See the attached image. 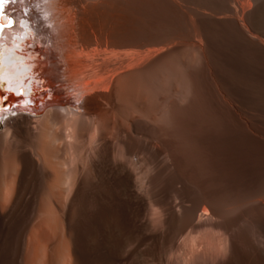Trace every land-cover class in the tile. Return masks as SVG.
<instances>
[{
    "label": "rangeland",
    "instance_id": "1",
    "mask_svg": "<svg viewBox=\"0 0 264 264\" xmlns=\"http://www.w3.org/2000/svg\"><path fill=\"white\" fill-rule=\"evenodd\" d=\"M175 1L182 9L170 0H135L138 30L162 36L177 47L166 59L155 64L158 67L154 65L148 70V99L133 98L128 102L120 97L116 99L113 116L104 123L107 126L104 128L102 122L98 126L102 135L105 134L106 144L100 140L89 142L85 138L91 128V116L82 111L68 115L71 118L66 115V119L76 121L77 117L79 121L73 122L78 125H74V132L69 137L65 136L64 120L54 110L47 114V120L43 118L41 125L38 124L40 120L33 121L30 132L22 128L10 133L3 123L0 125V264H112L108 255L99 253L87 258L83 252L86 240L98 247L105 240L118 244L132 239L129 222L138 203L131 200L125 178L112 173L106 156L118 142L114 141L117 137L112 132V124L126 128V120L134 116L133 113L149 124L152 143L157 142L168 151L175 174L188 177L196 192L217 207L236 210L264 192V55L247 45L234 27L223 20L227 6L234 4L248 9L251 5L244 24L252 32H264V0H238L237 3L235 0H216L215 3ZM191 19L203 28L210 52L209 65L218 76L216 83L210 79L209 66L198 49L177 38V34L190 29ZM40 83L38 80L34 88L31 106L34 108L29 112L32 116L42 114L40 108L45 100H49L48 88ZM219 90L226 92L228 103L221 100ZM141 103L144 110L139 112L136 107ZM71 105L76 106L75 100ZM75 134H83L82 143L87 139L86 150L91 146L89 150L98 148L99 154L94 153L96 159L89 156L94 150L92 153L85 151L80 137L75 138ZM111 135L112 140L107 139ZM77 137L79 140H75ZM22 151L32 152L33 160L40 161L37 169L32 170L27 165L23 172ZM133 153L132 158L139 159L136 161L138 166L144 162L143 165L140 163L143 167H138L134 161L135 171L142 172L137 175L138 179H143L151 172L152 164L163 158V155L156 157L143 150ZM137 154L141 156L137 158ZM70 185L74 189L72 186L70 189ZM19 196L22 199L18 201L16 211L7 217ZM65 197L69 199L65 200Z\"/></svg>",
    "mask_w": 264,
    "mask_h": 264
},
{
    "label": "bare ground",
    "instance_id": "2",
    "mask_svg": "<svg viewBox=\"0 0 264 264\" xmlns=\"http://www.w3.org/2000/svg\"><path fill=\"white\" fill-rule=\"evenodd\" d=\"M170 1L182 9L175 0ZM207 1L215 3L216 0ZM236 1L238 0L234 2ZM231 5L226 7L223 20L234 27L247 45L264 55V32H252L247 28L248 25L244 24L251 5L247 6L248 9ZM13 8L14 18H21L20 26L5 28L0 33V84L3 85L2 81H5L9 86L16 88L24 78L34 75L41 82V86L48 88L49 100H45L41 106L42 114L32 116L29 112L34 107L25 105V100L21 96H9L12 105L15 106L14 109L26 110L25 113L9 115L3 120V126L9 129L10 133H16L22 128L29 131L33 121L40 120L38 122L40 124L43 118L52 112L50 110H54L64 120L62 121L65 136L69 137L74 132V125L76 124V127L78 125L73 123L78 121L77 117L76 121H72L70 116L82 111L91 116V128L87 130L85 138L89 142L100 140L106 144V137L103 136L105 134L102 135L98 126H101L99 125L101 122L104 128L107 126L106 124L104 126V123L111 118L110 115L113 116L116 99L120 97L119 99L127 102L133 98L148 99L150 97L148 70L162 59H166L177 47L176 43H170L162 36L154 35L148 30H138L135 0H17ZM177 38L198 49L204 63L209 66L210 79L216 83L218 76L209 65V46L200 23L191 19L190 29L177 34ZM181 60H184V57ZM218 94L223 102L230 101L223 90H219ZM74 100L75 107L71 105ZM61 107L64 109H60ZM136 108L139 112L144 110L142 103ZM8 113L9 110H0V119ZM133 114L134 116L126 120V128L124 125L112 124V132L119 139L114 140L118 141L116 147L106 156L112 173L125 178L131 200L138 203L134 217L129 222L132 239H128L127 243L118 244L105 240L98 247L86 240L84 256L91 258L102 253L110 257L112 264H264V192L236 210L229 211L217 207L210 199L196 192L188 177L184 174H175L168 151L157 142L152 143L149 124L141 118L142 116ZM66 115H70L68 116L70 118L66 119ZM86 118L89 120L88 116ZM172 118L174 119L173 112ZM124 120L121 118L122 122ZM78 135L75 134V138ZM81 135L78 136L80 139ZM112 136L107 139L112 140ZM78 137L75 140H79ZM89 142L85 143L86 147L81 142L85 151L92 147L89 146L90 148L86 150ZM96 148L91 149L94 151L93 154H89L90 157L94 156L95 152L99 154ZM91 150L89 153H92ZM136 150H143L156 157L163 155L156 164H152L154 166L151 172L148 169L150 173L143 179L141 177L138 179L137 176L142 172L137 173V169L133 168L134 161L136 166V161L139 160L132 158ZM32 154L27 151L21 152L23 172L27 165H30L32 170L38 168L40 161L33 160ZM89 156L87 154L86 157ZM140 156L137 154V158ZM97 158L100 159L101 156ZM91 163H94V160ZM140 163L139 166L143 167ZM99 164L101 165L100 162ZM139 169L138 171H141V168ZM76 185L78 186L77 183ZM71 186L70 189L73 188L74 181L72 188ZM66 194L71 197L70 193ZM66 197L64 199L68 200ZM21 199L22 196H19L7 217L14 214Z\"/></svg>",
    "mask_w": 264,
    "mask_h": 264
},
{
    "label": "snow or ice",
    "instance_id": "3",
    "mask_svg": "<svg viewBox=\"0 0 264 264\" xmlns=\"http://www.w3.org/2000/svg\"><path fill=\"white\" fill-rule=\"evenodd\" d=\"M15 2H17V0H0V33H2L5 28L13 27L14 24L16 23V21L12 19L11 17H9L7 19V23H5L4 22V12H3V8L6 4L15 3ZM0 99H2V97H0Z\"/></svg>",
    "mask_w": 264,
    "mask_h": 264
},
{
    "label": "water",
    "instance_id": "4",
    "mask_svg": "<svg viewBox=\"0 0 264 264\" xmlns=\"http://www.w3.org/2000/svg\"><path fill=\"white\" fill-rule=\"evenodd\" d=\"M0 97H1V95H0ZM8 102H9V105L12 106V102L9 101V98H7V100L4 101V102L2 103V105H5V104L8 103Z\"/></svg>",
    "mask_w": 264,
    "mask_h": 264
}]
</instances>
